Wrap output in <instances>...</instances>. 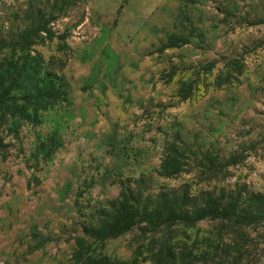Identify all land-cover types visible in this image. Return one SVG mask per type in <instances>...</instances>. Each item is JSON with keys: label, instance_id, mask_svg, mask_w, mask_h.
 Returning <instances> with one entry per match:
<instances>
[{"label": "rangeland", "instance_id": "1", "mask_svg": "<svg viewBox=\"0 0 264 264\" xmlns=\"http://www.w3.org/2000/svg\"><path fill=\"white\" fill-rule=\"evenodd\" d=\"M45 2L0 0V36ZM65 4L51 26L66 41L0 50L13 95L41 83L56 96L37 118L11 105L16 123L0 131V264H264V223L103 242L81 229L141 174L169 172L161 183L196 192H264V0Z\"/></svg>", "mask_w": 264, "mask_h": 264}, {"label": "trees", "instance_id": "2", "mask_svg": "<svg viewBox=\"0 0 264 264\" xmlns=\"http://www.w3.org/2000/svg\"><path fill=\"white\" fill-rule=\"evenodd\" d=\"M58 4L46 0L41 7L30 9L27 17L30 23L15 33L0 36V50L27 54L41 38L66 41L67 34H58L51 26L59 18L55 13L66 5L65 0L60 6ZM15 82L9 71H0V131L16 123L11 122V105L23 102L20 118L29 119L37 118L41 110L56 101L54 91L47 90L48 85L40 87L41 83L30 87L24 96L13 95ZM39 82L43 81L39 78ZM170 175L159 172L155 176L141 174L122 180L118 195L90 212L81 226L82 235L103 242L135 231L141 238H147L170 232L178 226L194 228L206 220H221L244 227L264 223V192L234 190L216 194L209 190L196 192L187 184L169 186L160 182Z\"/></svg>", "mask_w": 264, "mask_h": 264}]
</instances>
